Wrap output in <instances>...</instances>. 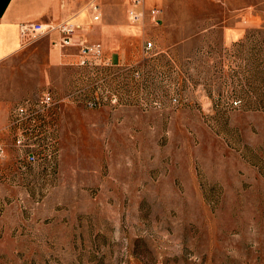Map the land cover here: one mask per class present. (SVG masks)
I'll list each match as a JSON object with an SVG mask.
<instances>
[{
	"label": "rangeland",
	"instance_id": "obj_1",
	"mask_svg": "<svg viewBox=\"0 0 264 264\" xmlns=\"http://www.w3.org/2000/svg\"><path fill=\"white\" fill-rule=\"evenodd\" d=\"M149 4L10 107L54 99L31 147L0 139V264H264V0Z\"/></svg>",
	"mask_w": 264,
	"mask_h": 264
},
{
	"label": "crops",
	"instance_id": "obj_2",
	"mask_svg": "<svg viewBox=\"0 0 264 264\" xmlns=\"http://www.w3.org/2000/svg\"><path fill=\"white\" fill-rule=\"evenodd\" d=\"M225 1L232 3V0ZM129 2L130 0H0V139L5 126H8L12 104L19 98L33 96L36 92V72L42 78L52 81L59 78L61 82L68 74V67L78 65L80 58L77 49L53 45L61 37L58 27L64 22H71L81 28V34L89 43H102L106 50H125L126 44L136 35L135 31H142L151 21L146 18L143 22H133L128 16ZM250 2L246 4L247 7H250ZM144 5V10L149 8V0H144ZM95 6L98 8L95 9ZM241 8L236 10L241 11L239 16L251 18L254 10H248L245 15V9L243 6ZM29 23H43L48 30L37 40L27 42L21 35V28ZM228 28L230 32L243 29L234 24L228 25ZM34 66L36 69H33ZM18 79L21 81L22 91Z\"/></svg>",
	"mask_w": 264,
	"mask_h": 264
},
{
	"label": "built area",
	"instance_id": "obj_3",
	"mask_svg": "<svg viewBox=\"0 0 264 264\" xmlns=\"http://www.w3.org/2000/svg\"><path fill=\"white\" fill-rule=\"evenodd\" d=\"M143 0H131L129 8V17L133 22H137L143 19L144 12L140 7ZM98 7L95 6V9ZM152 23L160 25L162 22L161 11L159 9H152L150 12ZM98 17H95L97 20ZM61 33L60 40L53 43L54 46L69 48L76 47L79 53V64L81 66L93 65L104 60V47L101 43H89L81 34V28L71 22H64L59 27ZM48 27L43 23H29L25 24L21 28V35L27 42L35 41L41 36L45 35ZM148 46H151L149 43ZM41 102V103H39ZM39 102H36L34 98H26L22 103L17 104L11 111L10 115V127L15 128L16 145L19 147L31 145L26 144L30 139L29 131L35 126L45 123V113L54 104V99L51 94L43 96ZM44 128V126H43ZM21 130V131H20ZM4 154L3 147L0 148V156ZM28 161L35 162L36 156L30 150L28 152Z\"/></svg>",
	"mask_w": 264,
	"mask_h": 264
}]
</instances>
